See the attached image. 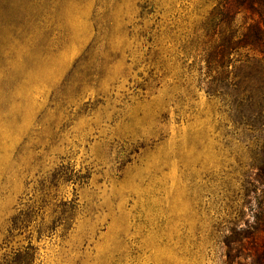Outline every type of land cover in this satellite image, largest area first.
I'll return each mask as SVG.
<instances>
[{"label": "rangeland", "instance_id": "obj_1", "mask_svg": "<svg viewBox=\"0 0 264 264\" xmlns=\"http://www.w3.org/2000/svg\"><path fill=\"white\" fill-rule=\"evenodd\" d=\"M206 9L0 0V264H225L245 152Z\"/></svg>", "mask_w": 264, "mask_h": 264}, {"label": "trees", "instance_id": "obj_2", "mask_svg": "<svg viewBox=\"0 0 264 264\" xmlns=\"http://www.w3.org/2000/svg\"><path fill=\"white\" fill-rule=\"evenodd\" d=\"M201 1L207 9L194 35L197 72L236 79L223 83L233 93L215 95L209 86L205 92L223 100L245 152L239 184L245 214L221 240L225 264H264V0Z\"/></svg>", "mask_w": 264, "mask_h": 264}]
</instances>
